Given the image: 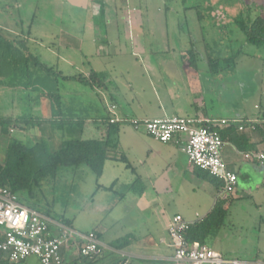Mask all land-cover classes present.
<instances>
[{
  "label": "crops",
  "instance_id": "1",
  "mask_svg": "<svg viewBox=\"0 0 264 264\" xmlns=\"http://www.w3.org/2000/svg\"><path fill=\"white\" fill-rule=\"evenodd\" d=\"M64 1L74 9H85L92 20L102 16L107 19L102 35L92 22L85 24L92 35L90 45L82 43L81 29L77 31V37L70 29L58 28L60 38L53 36L51 40H60L63 49L72 50L75 54L84 53L86 46V54L76 60L86 61L94 72L101 75L107 71L103 66L106 65L111 75L116 76L112 78L114 84L109 92L104 93L111 99L105 109L107 113L108 105L117 107L116 115L121 121L118 155L125 156L127 160V163L108 160L102 176L96 180L94 192L83 199L82 211L88 213L93 232L98 233L107 250L91 261L71 258L66 264H173L174 251L170 247L168 232L173 218L181 216L194 225L210 215L220 201L217 185L208 179L207 172L194 167L183 151L185 136L163 144L143 128L136 130L132 127V120L179 117L211 122V128L223 136L222 159L227 169L238 177L236 191L225 201L224 209L228 210L235 201L253 199L257 210L262 211L264 166L247 160L244 155L264 152V109L255 104L253 108L250 105L233 106L235 95L240 102L242 87L234 70L209 74L207 59L196 61L184 56L185 46L190 45L186 42L172 46L166 42L164 50L170 52L166 58L161 57L159 51L162 47L158 43L140 41L148 40L149 25L155 23L147 20L149 11L140 10V4L132 0ZM100 3H104V11L99 7ZM18 7L15 1H10L3 2L0 9ZM201 23L204 24V19ZM83 29L85 31V27ZM40 41L44 43L43 39ZM203 43L204 48L208 46L206 41ZM58 59L64 65H70V60L62 54H58ZM125 60L133 63L131 68L123 65ZM219 100H228L224 103L227 105L217 107ZM87 128L88 125L84 132ZM256 196L257 200L258 196L263 200L257 203ZM128 237L126 246L122 249L115 247ZM32 259L36 263H30ZM246 261L264 263V251L255 259ZM17 264L41 263L36 258H29Z\"/></svg>",
  "mask_w": 264,
  "mask_h": 264
},
{
  "label": "rangeland",
  "instance_id": "2",
  "mask_svg": "<svg viewBox=\"0 0 264 264\" xmlns=\"http://www.w3.org/2000/svg\"><path fill=\"white\" fill-rule=\"evenodd\" d=\"M10 1L13 3L15 1L19 7L0 9V28L4 30V36L11 40L27 41L30 53L43 63L50 64L49 67L54 68L55 71L58 70L64 77H72L74 80L56 77L58 91L61 95L60 107L45 97H42L40 106H35L31 99L36 96V93H32V88L27 92L24 89L14 91V88L9 86L0 88V117L16 118L23 115H34L41 120H47L58 118L59 114H62L63 117H73L86 122L88 128L84 132L83 139L99 138L101 133L97 129V123L107 118L105 106L111 102V99L104 93L109 92L114 84L112 78H116V76L111 75L108 66L103 65L107 70L102 75L99 73L104 83L103 88H99L93 82L88 85L81 81V79L88 80L94 72L86 61L76 60L86 54V46H84V53L80 51L81 54L79 52L75 54L72 50L63 49L60 40L53 42L51 38L53 36L60 38L61 34H57L58 28L70 29L76 33L75 36L81 29L84 32V34L81 32L82 43L90 45L89 38L92 35L91 31L86 30L87 25L85 24L89 21L92 22L102 35L107 27V19L102 16L92 20L89 18L91 14H88L85 9H74L64 0H0V6L3 5V2ZM132 1L140 4V10L141 8L148 10L150 14L147 20L156 24L149 25L148 40L145 38L140 41L158 43L162 47V50L159 51L161 57L165 56L166 58L170 52L164 50L166 42H170L171 46L180 42L189 43L190 45L185 46L186 55L184 56L189 55L186 57L187 59L196 61L202 58L221 60L224 57L228 58L230 53L232 55L241 50L243 54L236 59L233 69L225 72L234 70L237 79L241 80L240 102L236 98L238 96L235 95L233 106L238 108L240 104L244 107L250 105V108H253L255 104L261 105L264 109V50L247 44L244 35L234 25L235 18L246 7H251L253 13L264 16V0ZM98 5L103 11L105 10L104 3ZM199 16H204L201 19H204V24H200ZM74 22L76 23L73 24ZM83 27H85V31ZM122 36L123 42L124 34ZM41 39L44 43L40 41ZM204 41L208 43L205 44L209 47L204 48ZM52 43H56V45L53 46ZM228 46H230V50L227 48ZM58 54L69 59L70 65H64L61 60L59 61ZM73 59L74 61H72ZM71 63L74 64L71 65ZM122 63L130 68L133 64L126 60ZM220 66L222 67V64ZM98 68L102 69L103 67L98 66ZM229 100L231 101V99ZM227 101L219 100L217 107L227 105H224ZM107 107L109 109L111 106ZM62 132L63 130L54 127H47L43 131L36 128L31 132H23L13 127L9 136H4L0 128V162H3L6 148L13 138L25 141L30 146L36 144L40 139H44L49 142L51 150H55L63 141L64 133ZM96 180V176L86 166L61 168L54 180L43 184V194L40 195L42 212L46 213L44 208L50 205L51 214L55 218L58 217L57 219L68 222V225L74 230L81 233L93 232V226L87 218L88 213L82 210L84 208L83 199L94 192ZM258 198L259 200L256 196L255 199L257 203H260L263 198L261 196ZM46 202L48 206L44 207ZM127 220H130L129 217ZM215 223L219 227L207 240V246L213 251L226 258L243 260H253L257 254L264 251V209L258 211L253 199L235 201L226 210L222 225L218 221ZM126 240H129V237ZM30 263H36V261L32 259Z\"/></svg>",
  "mask_w": 264,
  "mask_h": 264
},
{
  "label": "trees",
  "instance_id": "3",
  "mask_svg": "<svg viewBox=\"0 0 264 264\" xmlns=\"http://www.w3.org/2000/svg\"><path fill=\"white\" fill-rule=\"evenodd\" d=\"M209 10L212 9L209 8ZM202 18L199 16L200 20ZM234 25L244 35L247 44L264 50V16L253 13L251 7H246L235 18ZM242 54V51L239 50L228 58L208 59L209 74L218 75L233 69L236 59ZM59 76L65 80L73 79L72 77H64L62 73L55 71L54 68L49 67L30 53L27 41L11 40L4 36V30L0 28V88L9 86L16 88V90L24 89L26 92L32 88V93H36V96L32 99L30 97V99L35 106H40L42 97H45L60 107L61 95L56 79ZM100 77L99 73L93 72L88 80L81 79V81L88 85L93 82L99 88H103L104 83ZM108 114L109 112H107L105 120L97 123V129L101 133L97 139H83L86 122L82 119L76 120L73 117H63L62 114H59L58 118L47 120H41L34 115H23L16 118L0 117L1 133L4 136H9L13 127L23 132H31L36 128L43 131L47 127H54L63 130L62 133H64L62 143L55 150H51L49 142L44 139H40L32 146L16 138L10 140L4 160L0 162V188L10 189L13 194L18 196L19 201L24 206L42 212L43 206L40 195L43 194V184L54 180L61 168L86 166L99 179L108 160L127 163L125 156L118 155L119 123L111 124V118ZM205 126L213 130L211 125L205 124ZM219 135L223 140L222 134ZM207 175L208 179L213 181L219 190L223 187L219 180L209 174ZM224 205L225 201H218L210 215L190 226L185 234L187 243L207 246L208 238L219 227L215 222L218 221L222 225L224 221L226 216ZM44 210L46 213H42L45 215L54 219L58 218L51 214L48 207ZM64 223L68 225V222ZM126 243L127 240L119 241L115 247L122 249ZM86 260L91 261L93 259Z\"/></svg>",
  "mask_w": 264,
  "mask_h": 264
},
{
  "label": "built area",
  "instance_id": "4",
  "mask_svg": "<svg viewBox=\"0 0 264 264\" xmlns=\"http://www.w3.org/2000/svg\"><path fill=\"white\" fill-rule=\"evenodd\" d=\"M116 109L114 105L108 109L111 124L121 122L116 115ZM130 124L136 130L143 128L147 134L163 144L185 136L183 151L189 162L223 184L218 199L226 201L235 193L238 177L227 169L222 159L224 142L221 136L205 126L211 125V122L173 117L132 120ZM244 157L264 166V152L247 153ZM190 226L181 216L174 217L169 225L170 247L174 251L173 264H264L226 258L208 246L187 243L185 234ZM0 229V264H17L29 258H36L41 264H66L71 258H99L107 250L97 232L81 233L60 219L28 208L8 188H0Z\"/></svg>",
  "mask_w": 264,
  "mask_h": 264
}]
</instances>
